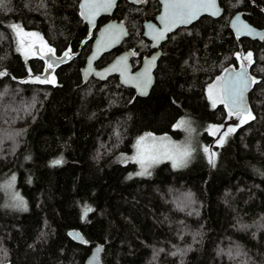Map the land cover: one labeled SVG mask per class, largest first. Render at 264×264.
<instances>
[{"label":"trees","instance_id":"obj_1","mask_svg":"<svg viewBox=\"0 0 264 264\" xmlns=\"http://www.w3.org/2000/svg\"><path fill=\"white\" fill-rule=\"evenodd\" d=\"M219 2V18L169 36L155 83L139 97L117 77L82 83L96 30L81 19L79 0H0V264H84L98 243L103 264H264V38L228 26L236 11L264 26V0ZM157 10V0H120L113 17L129 35L98 64L122 48L148 53L142 22ZM12 25L76 53L53 83L32 79L44 62L19 52ZM240 58L254 78L250 112L214 146V158L198 154L180 169L165 161L147 177H127L135 164L114 157L140 133L179 137L172 126L181 116L214 125L232 115L223 102L211 106L206 89ZM10 177L25 207L5 203Z\"/></svg>","mask_w":264,"mask_h":264},{"label":"water","instance_id":"obj_2","mask_svg":"<svg viewBox=\"0 0 264 264\" xmlns=\"http://www.w3.org/2000/svg\"><path fill=\"white\" fill-rule=\"evenodd\" d=\"M119 1L120 0H112L110 7H104L103 5L107 3V0H88V3L100 5L97 13L92 16L89 14L87 7H82V5H85L86 0H79V13L81 19L87 24L89 31L97 28V23L100 17H109L107 21L102 23L96 29L90 51L86 56L84 65L80 68V76L83 84L87 83L89 80L106 81L111 76H117L118 81L122 86L132 89L134 95L139 97L148 96L155 83L154 72L161 56L160 45L167 39V36L180 27L190 26L203 16L217 19L223 13L219 0H215L214 9L199 13L189 23H178L174 26L168 25L166 28L165 21L162 19L165 13V0H158L160 8L155 18L153 20L145 19L142 23V36L150 41V46L155 49V51L144 56L141 65L134 70L131 65V58L134 54L133 50L130 48L121 50L106 64L97 67L96 62L102 57V55L120 46L129 35L125 20L112 17ZM126 1L132 4H138L141 2V0ZM245 25L247 26L246 28L244 27ZM228 26L238 37L250 40H261L264 38V26L258 27L251 24L243 16L241 11H236L230 16ZM160 33H163V35L161 36ZM62 57L64 59L65 55ZM56 61L61 62V57ZM238 79H244L248 83V87L243 93V105L246 110L241 113L248 114L250 112L249 94L254 85V78L250 72L249 61H244L240 58V65L238 67L228 66L223 70L219 80L220 95L222 94V89L225 85H231ZM145 83L146 87H143ZM223 103L229 112L231 111V113H235V110L232 109V105L226 97ZM86 212L87 211H85V213ZM68 234L76 241L82 242L84 240L80 231L77 229L70 230ZM102 250L103 245L101 243L93 245L84 264H103L101 259Z\"/></svg>","mask_w":264,"mask_h":264},{"label":"rangeland","instance_id":"obj_3","mask_svg":"<svg viewBox=\"0 0 264 264\" xmlns=\"http://www.w3.org/2000/svg\"><path fill=\"white\" fill-rule=\"evenodd\" d=\"M22 30L23 33H35L34 31H27L24 29ZM13 33L15 35V42L17 49L24 56H34L35 47H42L45 43L43 38H41L40 35H38L37 33H35L37 34L36 36H23L22 33L20 36H18L17 31L14 30ZM21 40H23V43H21ZM36 78L37 77H32V79H36ZM39 78H40L39 80H42L40 76ZM219 80L220 78H217L212 83L208 84L206 89L208 102L211 106H213V99H215L216 101L215 105L221 103ZM210 89H211V93H210ZM210 94L212 96L211 99H210ZM241 115L243 116L237 115L236 113H232L230 117L226 118L220 124H214V125H208L204 121H200L199 119L193 116H187V115L181 116L175 121V123L172 126L173 130L180 131L181 134L179 137H174L170 133L156 134L150 131L142 132L134 138L131 151L119 153L114 157V161L120 164H126L129 162L135 164L136 169L134 171L129 172L127 174V177H134V176L147 177L152 173V170L154 169L155 166L165 161L168 162L171 165V167H173L172 159H168L166 157L161 156L159 158V162L153 163L151 167H148L147 172L144 175H139L138 173H141L142 171H144V169L141 168L140 163L135 158L137 157V141L140 140L141 137H145L144 143H152L154 138L157 141L163 139V142L165 144H168L170 147L175 146L181 151L187 150L190 153V155L186 157L185 163L180 167H173L175 169H180L185 167L198 154L200 155L206 154L209 157L214 158L215 155L214 146L215 147L220 146L223 142V139L226 137L223 134L227 132L229 128H234L239 122L243 121L247 117L245 114H241ZM180 121H185L186 123L181 127H177V124L180 123ZM207 135L211 136L210 142L208 144L204 143ZM205 148H208L209 151L205 152L204 151ZM2 188H3L2 191L4 193V197L6 199L5 203L7 204V206L14 208L25 207L24 204L23 206H19V200L17 199V197H19L22 200L23 198L20 196V194L15 188V180H13V177L7 179L5 184L2 185Z\"/></svg>","mask_w":264,"mask_h":264},{"label":"snow or ice","instance_id":"obj_4","mask_svg":"<svg viewBox=\"0 0 264 264\" xmlns=\"http://www.w3.org/2000/svg\"><path fill=\"white\" fill-rule=\"evenodd\" d=\"M112 3V0H107V3L103 5L104 7H110ZM82 7H87L89 14L94 16L97 13L98 8L100 5H96L94 3H88V0H86L85 5H82ZM165 13L162 19L165 21L166 28L168 25H176L178 23H189L192 19H194L199 13L204 11H209L211 9L215 8V0H165L164 4ZM215 14V13H213ZM14 31H17V35L20 36L21 33L23 36H36L35 33H23L22 28L18 25H12L11 26ZM247 27L246 25L244 26ZM162 36L163 33H160ZM21 43H23V40H21ZM49 53L54 54V50L49 48ZM68 53H65V56H67ZM248 56H251V53L248 54ZM245 59H248V57H245ZM61 60H63V57H61ZM49 67H52L51 64H49ZM0 75H4V73H0ZM146 75V73H145ZM37 80L40 78L37 77ZM42 82H48V81H42ZM150 82V81H149ZM143 87H146V83L143 85ZM215 87V86H213ZM248 87V83L244 79H238L235 83L231 85H225L222 89L221 94V102H224L225 97L228 99V101L232 105V109L235 110V113L237 115H240L242 112H244L246 109L243 105V93L244 90H246ZM211 93V89H210ZM212 98L210 94V99ZM215 99H213V106H215ZM227 106V105H226ZM230 114L231 111H230ZM185 121H180V123L177 124V127H181L184 125ZM235 131L234 128H229L227 132H225L223 135L226 136L228 133ZM150 135V134H149ZM145 137H141L140 140L137 141V157L135 158L141 165V168L144 169L141 173H138L139 175H144L147 172V168L151 167L153 163L159 162V158L161 156L166 157L168 159L173 160V167H180L185 163L186 157L190 155V153L187 150L181 151L180 149L176 148L175 146H169L168 144H165L163 142V139L160 141L153 139L152 143H144ZM205 152H208L209 149L205 148ZM211 162V158H210ZM60 160H56L53 162L54 165L60 164ZM15 177H13V180ZM19 200V206H23L24 202L22 199L17 197ZM90 211V209L86 210Z\"/></svg>","mask_w":264,"mask_h":264},{"label":"flooded vegetation","instance_id":"obj_5","mask_svg":"<svg viewBox=\"0 0 264 264\" xmlns=\"http://www.w3.org/2000/svg\"><path fill=\"white\" fill-rule=\"evenodd\" d=\"M141 2H142V0H141ZM157 2H158V0H157ZM159 8H160V6H159V3H158V10L155 12V14H154V16L152 17V18H148V19H154L155 18V16H156V14L158 13V11H159ZM102 17H107V16H102ZM112 17H113V15H112ZM203 17H207V16H203ZM203 17H201V18H203ZM101 18V17H100ZM109 19V17H107V19L105 20V21H107ZM104 21V22H105ZM198 21V20H197ZM103 22V23H104ZM143 23V22H142ZM195 23V22H194ZM102 24V23H101ZM101 24H98L97 23V28L101 25ZM192 25V24H191ZM189 27V26H188ZM96 28V29H97ZM142 28H143V26H142ZM180 28H182V27H180ZM96 29H94V30H96ZM179 29V28H178ZM177 30V29H176ZM175 30V31H176ZM174 31V32H175ZM174 32H172L171 34H173ZM171 34H169L168 36H167V39L164 41V42H162L161 43V45H160V50H161V56L164 54V52H165V50H164V45H165V43H166V41L168 40V38H169V36L171 35ZM145 38V37H144ZM146 39V38H145ZM147 41H148V46H149V52L148 53H146V54H143L142 56H140V58H139V54L136 52V50L134 49V48H130V49H132L133 50V57L131 58V65H132V67H133V70L134 69H136V68H138L140 65H141V63H142V58L144 57V56H147V55H149V54H151L153 51H155V49H153V48H151V46H150V41L148 40V39H146ZM122 45V44H121ZM120 45V46H121ZM120 46H118V47H120ZM117 47V48H118ZM49 48H51V49H53L54 50V54L53 53H49L48 52V49ZM116 49V48H115ZM115 49H113L112 51H114ZM123 49H128V48H122V49H120L118 52H120L121 50H123ZM112 51H110V52H112ZM110 52H107V53H110ZM117 52V53H118ZM65 53H68V55L67 56H65V58L61 61V62H58V61H56L58 58H60V57H62L63 55H65ZM107 53H105V54H107ZM117 53H115V54H117ZM76 53H71L69 50H65V51H62V52H58L57 50H55L51 45H49V44H47V43H44V45L42 46V47H35V55L36 56H38L39 58H41L42 60H43V62H44V73L43 74H41V75H39L40 77H41V79L42 80H44V81H48V83H53L54 81H55V77H56V71H57V69L59 68V66L61 65V64H64L66 61H68V60H70V59H72V57H73V55H75ZM114 54V55H115ZM104 55V54H103ZM102 55V56H103ZM161 56H160V58H161ZM160 58H159V60H160ZM101 59V58H100ZM99 59V60H100ZM98 60V61H99ZM159 60H158V63H159ZM98 61L96 62V66L97 67H100V66H102V65H104V64H106V63H104V64H98ZM85 63V62H84ZM49 64H51L52 65V67H49ZM84 65V64H83ZM82 65V66H83ZM81 66V67H82ZM157 66H158V64H157ZM80 67V68H81ZM157 69V68H156ZM156 71V70H155ZM155 73V72H154ZM39 76H37V77H39ZM111 77H117V76H111ZM52 78V79H51ZM110 78V77H109ZM117 79H118V77H117ZM52 80V81H51Z\"/></svg>","mask_w":264,"mask_h":264}]
</instances>
